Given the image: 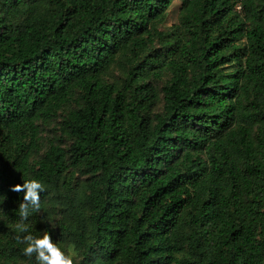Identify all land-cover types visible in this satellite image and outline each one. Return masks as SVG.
<instances>
[{
	"label": "trees",
	"instance_id": "trees-1",
	"mask_svg": "<svg viewBox=\"0 0 264 264\" xmlns=\"http://www.w3.org/2000/svg\"><path fill=\"white\" fill-rule=\"evenodd\" d=\"M173 2L0 0V264L30 179L74 264H264V0Z\"/></svg>",
	"mask_w": 264,
	"mask_h": 264
},
{
	"label": "clouds",
	"instance_id": "clouds-1",
	"mask_svg": "<svg viewBox=\"0 0 264 264\" xmlns=\"http://www.w3.org/2000/svg\"><path fill=\"white\" fill-rule=\"evenodd\" d=\"M11 190L23 194L20 201L19 221L14 225L16 241L23 244L22 252L29 259H35V264H74L76 252L60 242H54L50 233L45 230L42 235H34L30 232V225L27 223L29 216L42 207L41 193L44 190L43 184L37 179L23 180L22 184H16ZM3 201L6 196H2ZM23 234V235H21Z\"/></svg>",
	"mask_w": 264,
	"mask_h": 264
},
{
	"label": "rangeland",
	"instance_id": "rangeland-1",
	"mask_svg": "<svg viewBox=\"0 0 264 264\" xmlns=\"http://www.w3.org/2000/svg\"><path fill=\"white\" fill-rule=\"evenodd\" d=\"M181 3H182V0H174L173 5L171 6V8L169 10V14H168L167 20L165 21V23H163L161 25V27L169 26L172 23L178 21L179 14H180ZM53 130H54L53 126L47 125L45 127V129L43 130V135H45V136L52 135V134L55 133V131H53Z\"/></svg>",
	"mask_w": 264,
	"mask_h": 264
}]
</instances>
